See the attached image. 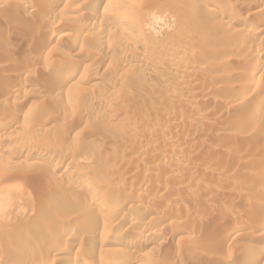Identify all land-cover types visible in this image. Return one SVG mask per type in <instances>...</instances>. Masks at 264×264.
<instances>
[{"label": "rangeland", "instance_id": "374dc122", "mask_svg": "<svg viewBox=\"0 0 264 264\" xmlns=\"http://www.w3.org/2000/svg\"><path fill=\"white\" fill-rule=\"evenodd\" d=\"M95 1L51 10V0H0V121L15 114L19 125L0 141V250H37L65 223L79 233L69 252L87 264L128 254L138 264H253L264 251V0H122L128 12ZM59 20L62 39L44 47L42 30ZM78 24L88 39L75 41ZM42 66L66 71L45 78ZM47 144L78 164L25 156ZM95 200L117 218L81 211ZM143 212L152 235L129 226ZM133 233L146 245L125 246Z\"/></svg>", "mask_w": 264, "mask_h": 264}, {"label": "bare ground", "instance_id": "6f19581e", "mask_svg": "<svg viewBox=\"0 0 264 264\" xmlns=\"http://www.w3.org/2000/svg\"><path fill=\"white\" fill-rule=\"evenodd\" d=\"M58 1H61V0H51V4L50 3H48V4H50V8L55 4V3H57L58 4ZM65 1V0H64ZM73 1V0H72ZM95 0H91V6H93V4L96 2H94ZM100 1H102V0H98V2H97V4H95L96 6H99V2ZM190 1V0H189ZM193 1V3L195 2V3H198L199 1H197V0H191V2ZM256 1H258V0H256ZM48 2V1H47ZM69 2H71V1H69ZM69 2H67V3H69ZM89 2V1H88ZM109 4H107V5H112L114 8H116V9H121V11H127L128 12V8L126 7V5H124V4H122V0H109ZM74 3V2H73ZM200 3V2H199ZM257 4L259 3V1L258 2H256ZM3 4H4V2H3ZM44 4V3H43ZM47 4V3H46ZM71 4H72V2H71ZM82 4H84V3H82ZM86 4H87V2H86ZM90 4V3H89ZM101 4V3H100ZM69 5V4H68ZM105 5H106V3H105ZM48 6V5H47ZM203 6V5H202ZM43 7V6H42ZM76 7H77V5H76ZM94 7V6H93ZM108 7H110V6H108ZM112 7V8H113ZM204 7V6H203ZM55 8V7H54ZM66 8H68V7H65V9ZM79 8V7H78ZM84 8H86V7H84ZM94 8H96V7H94ZM69 9H70V6H69ZM74 9V8H73ZM72 9V10H73ZM116 9H114V10H116ZM119 9V10H120ZM202 9V8H201ZM31 9H30V7L29 6H25L24 7V11H26V12H29ZM51 10H52V8H51ZM71 10V11H72ZM75 10H76V8H75ZM78 10V9H77ZM111 10V9H110ZM119 10H117V11H119ZM74 11V10H73ZM84 11V10H83ZM82 11V12H83ZM112 11H113V9H112ZM203 11V10H202ZM204 11H205V9H204ZM208 11H211V10H208ZM25 12V13H26ZM86 12V11H85ZM114 12V11H113ZM24 13V12H23ZM115 13V12H114ZM27 14V13H26ZM70 15V14H69ZM76 15V14H75ZM92 15V14H91ZM237 16V15H236ZM91 17V16H90ZM89 17V18H90ZM60 18V17H59ZM61 20H63V18H61ZM61 20H59V21H61ZM229 20V23H234V24H236L237 22H238V24L240 23V21H238V20H240V19H238L237 17H234V16H230V18L228 19ZM242 20V19H241ZM58 21V23H57V27H55L56 29H54V27H52V26H50V27H52V29H48L49 27H46V29L44 28V30H42V28H41V30L43 31V32H41V34H43V35H41L40 36V38H39V40L41 39V38H43L42 36H44V38H43V40L44 39H46L45 40V44H44V42H42V45L44 46V47H49L50 45H52V43L54 42V41H56L57 42V40L59 41V38L60 37H58V32H61L62 31V28H64L65 27V25L64 24H66V26L68 25L67 23L68 22H64V21H61V22H59ZM7 23V22H6ZM242 23V22H241ZM53 24V23H52ZM45 25V24H44ZM49 25V24H48ZM38 26V25H37ZM46 26V25H45ZM56 26V25H55ZM71 26V25H70ZM70 26H68V28H70ZM77 27H76V34H75V41H77L76 40V38L77 37H79V36H82V35H84L86 38H87V36L90 34V31L84 26V25H76ZM101 26V25H100ZM34 27H35V25H34ZM40 27H41V25H40ZM44 27V26H43ZM96 27V26H95ZM92 29V28H91ZM33 32H35L36 30H39V32L41 31L40 29H38V27H36V30H35V28H33ZM72 30H74V29H72ZM238 30V29H237ZM239 30H240V28H239ZM32 31V30H31ZM32 32V33H33ZM37 32V31H36ZM35 32V33H36ZM35 33H33V34H35ZM38 33V32H37ZM101 33V32H100ZM69 34V33H68ZM67 34H65V36H66ZM74 35V34H73ZM59 36H63V33L60 35L59 34ZM64 37V36H63ZM68 37V36H67ZM90 37V36H89ZM38 38V37H37ZM60 39H62V37L60 38ZM65 39V38H64ZM88 39V38H87ZM86 39V40H87ZM90 39V38H89ZM42 40V41H43ZM91 40V39H90ZM74 41V40H73ZM82 41V40H81ZM79 42V41H78ZM83 42V41H82ZM92 42V41H91ZM61 43V42H60ZM95 43V42H94ZM75 44H76V42H75ZM100 44V43H99ZM133 44H136V42L134 41L133 42ZM138 44V43H137ZM136 44V45H137ZM54 45V44H53ZM81 45V44H80ZM104 46V45H103ZM42 47V46H41ZM40 47V48H41ZM44 47H43V49H44ZM101 48H103L102 47V45L100 46ZM81 48V47H80ZM85 48H86V45H85ZM98 48H99V46H98ZM100 48V49H101ZM0 49H1V47H0ZM87 49V48H86ZM104 49H106L105 47H104ZM89 50V49H88ZM80 51H82L81 49H80ZM90 51V50H89ZM247 51V50H246ZM245 51V52H246ZM93 52V51H92ZM98 52V51H97ZM96 52V53H97ZM249 52V51H248ZM91 53V52H90ZM89 53V54H90ZM94 53V52H93ZM82 54V53H81ZM93 55V54H92ZM95 56H96V54H94ZM263 55V54H262ZM90 56V55H89ZM226 56V55H225ZM248 56V55H247ZM4 58V57H3ZM8 58V57H7ZM12 58V57H11ZM148 58H150V57H147L146 55H142V61L143 62H147L148 61ZM250 58H251V60L254 62V61H257V62H259L260 61V58H261V54H257V53H252L251 55H250ZM249 58V59H250ZM93 59H95L96 60V58H94L93 57ZM169 59V58H168ZM224 59V58H223ZM248 59V58H247ZM9 61H10V59H8ZM8 60H5L4 61V63L5 64H7V65H9V63H7L6 61H8ZM13 60V59H12ZM14 61V60H13ZM12 61V62H13ZM94 61V60H93ZM141 61V60H140ZM174 61L175 60H171L170 62H172V63H174ZM251 61V62H252ZM11 62V61H10ZM224 62V61H223ZM261 63V62H260ZM178 64V63H177ZM10 65H12V63L10 64ZM171 65V64H170ZM189 65V64H188ZM259 65V64H258ZM47 66V65H46ZM173 66H174V64H173ZM176 66V65H175ZM178 66V65H177ZM191 66V65H190ZM15 67V66H14ZM77 67H79V66H77V65H75L74 66V69H76ZM187 68V67H186ZM189 68V67H188ZM191 68V67H190ZM252 70H253V72L252 73H250V75H249V82H250V84H248L247 86H252V83L253 82H255V79H256V71H257V69H253L252 68ZM251 70V71H252ZM35 71V70H34ZM38 72H39V75L40 76H45V78H46V76H49V75H51V76H53V75H55V76H61V75H63L64 73H65V71H66V68L65 67H59V68H56L54 71H53V73H52V69H50V68H48V67H41V68H39V70H37ZM72 71V70H71ZM15 72V71H14ZM73 72V71H72ZM71 72V73H72ZM53 74V75H52ZM248 74V73H247ZM246 76V75H245ZM38 77V76H37ZM262 77V76H261ZM50 78V77H49ZM44 79V78H43ZM0 80H2L1 78H0ZM41 80H42V78H41ZM46 80H48V79H46ZM248 80V79H247ZM252 82V83H251ZM4 83V82H3ZM3 83H1L2 85H3ZM33 83V82H32ZM182 83V82H181ZM0 84V85H1ZM8 84V83H7ZM10 84V83H9ZM1 85V86H2ZM5 85L6 84H4L3 86L5 87ZM180 85V84H179ZM204 85V84H203ZM246 85V84H245ZM0 86V88H4V87H1ZM9 86H11V85H9ZM207 86V85H206ZM244 86V85H243ZM254 86V85H253ZM252 86V87H253ZM8 87V86H7ZM205 87V86H204ZM244 87H246V86H244ZM243 87V88H244ZM247 88H250V87H247ZM206 89V88H205ZM245 89V88H244ZM2 90V89H1ZM10 90V89H9ZM8 90V91H9ZM2 91H4L5 92V88L2 90ZM11 91H12V89H11ZM4 92L2 93V94H4ZM245 92V91H244ZM236 95H238V94H236ZM243 97V95H242V92H241V95H240V97ZM239 98V97H238ZM236 100H238V99H236ZM1 101V100H0ZM12 103H14V102H12ZM32 104V103H31ZM2 105H3V103H2ZM4 106V105H3ZM7 109V108H6ZM3 111H5V110H2V112ZM15 115V114H14ZM13 115V116H14ZM9 116V115H8ZM13 116L11 117H9V118H7V119H5L4 121H0V141H5V142H9V140H11L8 136H6V135H4V132H5V130L6 129H9V128H7V127H9V126H11V125H14L15 123V121H13L14 120V118H13ZM1 117H3V116H1ZM0 117V118H1ZM4 117H6V116H4ZM3 117V118H4ZM2 118V119H3ZM2 119H0V120H2ZM48 119V118H47ZM50 119V118H49ZM241 119V118H240ZM238 123V122H237ZM238 124H240V123H238ZM242 124V123H241ZM18 125V124H17ZM17 125L15 124V127L17 128ZM237 125V124H236ZM19 126V125H18ZM11 128V127H10ZM23 129V128H22ZM228 129L225 131H220L216 136H217V140H219V141H223L224 139H226V138H229V136H233V134H229L228 133ZM231 133H233V132H231ZM221 141V142H222ZM13 142V141H12ZM48 145V144H47ZM121 145V144H120ZM36 147H33L32 149H31V151L30 152H28V153H25V156H27V157H29V156H32V157H37V156H51V157H57V159H58V165L59 166H61V165H77L78 164V161L76 162V161H73L72 159H68V158H66L65 156H63L62 154V150L59 148V147H57V146H59V145H55L56 147H54V146H44V147H42V146H37V145H35ZM239 147H240V144L238 145ZM242 146V145H241ZM154 148V147H153ZM155 149V148H154ZM152 150V149H151ZM66 151V150H65ZM152 152H153V150H152ZM146 159V158H145ZM76 160V159H75ZM150 160V159H149ZM150 161H148V159L147 160H145L144 161V163H149ZM151 163H152V161H151ZM57 164V163H56ZM28 165L29 166H38V164H37V162H34V161H32V162H29L28 163ZM42 165V164H41ZM58 167V166H57ZM142 178V177H141ZM143 180V179H142ZM87 181V180H86ZM133 189L135 188V187H132ZM132 189V190H133ZM136 189V188H135ZM131 190V189H130ZM135 191V190H134ZM133 191V192H134ZM130 193L132 192V191H129ZM112 194V193H111ZM111 194H109L110 195V197L112 198V197H114L113 199H117V197H115L114 195H111ZM118 195V194H117ZM139 196V195H138ZM119 198V197H118ZM136 198V197H135ZM99 199V198H98ZM109 199V198H108ZM116 199H115V202H116ZM104 200V199H103ZM103 200H95V203L93 204V203H91L92 205H93V207H92V205L91 204H83V206H81L82 207V209H81V211L82 212H84V213H89L88 211H90L92 208H95V209H98V210H100L102 213H105L106 214V217H109V218H111L112 220H110V221H114L113 219H115V218H117V212L116 211H113L112 209H110V210H108V208H106V207H104V202L105 201H103ZM111 201H112V199H111ZM89 203V202H88ZM117 203V202H116ZM256 204V203H255ZM259 205H260V203H258ZM108 205H109V203H108ZM107 204H106V206H108ZM131 207V206H130ZM106 208V209H105ZM116 208V207H115ZM114 208V209H115ZM180 208V207H179ZM69 209V208H68ZM118 209V208H117ZM177 210V209H176ZM70 211V210H69ZM95 211V210H94ZM93 211V212H94ZM118 211H120V210H118ZM153 211V210H152ZM158 211V210H157ZM182 211H183V209H182ZM179 212L178 211V218L180 219V218H182L185 214H184V212ZM68 212V211H67ZM99 212V211H98ZM189 212V211H188ZM186 213V212H185ZM206 213H208V211L206 212ZM212 213V212H211ZM120 215H121V213H119ZM156 213H154V215H155ZM188 214V213H187ZM221 214V213H220ZM224 214H228V213H224ZM88 215V214H87ZM119 215V216H120ZM152 215H153V213L152 212H143V214L142 215H140V216H138L139 218L140 217H142L141 219H139V220H137V219H135L134 218V220L133 219H129L128 221H129V226L130 227H134L135 229H138V231H142L143 233H144V231L146 232L147 230H148V232H146V235L148 234V235H152V233H151V231H149V228L147 227V226H145L144 224H146L148 221H146V223H145V221H144V224L141 222V220L143 219H150V221H152L151 219H153V218H151L152 217ZM157 215V214H156ZM222 215V214H221ZM83 216V215H82ZM84 216H85V214H84ZM104 216V215H103ZM224 216V215H223ZM123 217V216H122ZM189 217V216H188ZM65 218V217H64ZM85 219L87 218V217H84ZM88 218H90V217H88ZM87 218V219H88ZM176 218H177V216H176ZM177 218V219H178ZM185 218H186V216H185ZM229 219V218H228ZM120 220V219H119ZM118 220V221H119ZM164 220V219H163ZM181 220H183V219H181ZM237 220V219H236ZM67 221V220H66ZM81 221V220H80ZM83 221V220H82ZM86 221V220H85ZM92 221H93V219H92ZM109 221V223H111ZM127 221V222H128ZM239 221V220H238ZM88 222V221H87ZM87 222H85V224L87 223ZM62 223V222H61ZM79 223H81V222H79ZM82 223H84V222H82ZM181 223V222H180ZM239 223H241V222H239ZM238 223V226H240L239 228H243L244 226H242L243 224L241 223V224H239ZM76 224H78V223H76ZM116 224V223H115ZM149 224V223H148ZM237 224V223H236ZM246 224V223H245ZM80 225V224H79ZM78 225V226H79ZM84 225V224H83ZM122 225V224H121ZM74 226V225H73ZM78 226H76V227H78ZM82 226V225H81ZM86 226V225H85ZM85 226H84V228H85ZM89 226V225H88ZM93 227V226H92ZM80 228V227H79ZM134 229V230H135ZM85 230V229H84ZM87 230V229H86ZM103 230L104 231H109V226H106V227H103ZM150 230H152V229H150ZM238 230V229H237ZM77 231H78V229H77ZM76 231V229H74L73 227H69L68 225H66L65 223H62L61 225H60V227H59V229L58 230H56V232L55 233H53V235H49L50 236V238L48 237V239H46L45 240V242H43V244H42V242H41V244H40V246L38 247V249L37 250H32L31 248H33V247H31L30 249H26L25 247V250H22V249H20L21 251H18V254L16 255V254H14V255H16V256H14V255H12L11 253H7V251L5 250V249H2V250H0V264H3V259H5V258H7V261L8 262H6L7 264H46V258L48 259V257H53V258H55V259H57L58 261H60L61 259H63L64 260V258H67L68 259V257L71 259V260H69L68 259V261H73V264H87L86 262H82V261H80V258H82V257H80V255H78L76 252L77 251H75V253H70L69 251H70V249H72V247H74V245L76 244L74 241H72V238L74 239V237H76V234L78 233ZM77 232V233H76ZM80 232V231H79ZM82 232V231H81ZM110 232H111V229H110ZM132 232V231H131ZM133 232H135V231H133ZM141 232V233H142ZM87 233V232H86ZM108 233V232H107ZM136 233H138V232H136ZM141 233H138L137 235H142ZM79 234V233H78ZM81 234V233H80ZM85 234V233H84ZM133 236L135 235V233H133L132 234ZM146 235H144V236H146ZM78 236V235H77ZM89 236V235H88ZM143 236V237H144ZM91 237V236H90ZM132 237V236H131ZM142 237V236H141ZM147 237V236H146ZM47 238V237H46ZM83 238V237H82ZM110 238V237H109ZM115 238V237H114ZM76 239V238H75ZM74 239V240H75ZM105 239V238H104ZM102 239L101 240V242H100V246H109V245H113L114 243H115V241L112 239ZM146 239V238H145ZM92 240V239H91ZM104 240V241H103ZM118 241V240H117ZM94 242H96V241H94ZM93 242V243H94ZM122 242V241H121ZM125 246H127V247H129V248H135V247H137V246H139V245H142V244H144V245H146V241H144V240H141V239H139V237L138 236H134V237H132L130 240H123V242H122ZM79 245V244H78ZM38 246V245H37ZM77 246V245H76ZM30 247V246H29ZM101 247V248H102ZM34 248H35V246H34ZM33 248V249H34ZM100 248V249H101ZM139 248V247H138ZM78 250V249H77ZM132 250V249H131ZM92 251V250H91ZM17 252V251H16ZM73 252V251H72ZM130 252H132V251H130ZM25 253H28V254H25ZM94 253V252H93ZM9 254H11L12 256H10ZM89 254V253H88ZM264 254V251H263V253L262 254H260L259 256H257L256 257V259H255V261L253 262V264H257L261 259H264V256L262 257L261 255H263ZM87 255V254H86ZM85 255V256H86ZM90 255V254H89ZM82 256V255H81ZM92 256H93V254H92ZM120 256V255H119ZM98 257V256H97ZM93 258V257H92ZM121 258V257H120ZM51 259V258H50ZM98 259H100V257L98 258ZM3 260V261H2ZM63 260H61V261H63ZM96 260V259H95ZM120 260V259H119ZM67 261V260H66ZM68 261H67V263H68ZM93 261V260H92ZM138 261V260H137ZM137 261L133 258V257H131L129 254L127 255V256H123L122 258H121V260L119 261L120 262V264H138L137 263ZM226 261V260H225ZM65 262V261H64ZM90 262V261H89ZM5 263V264H6ZM52 263V262H51ZM70 263V262H69ZM97 263V262H96ZM114 264H115V262H113ZM112 263V264H113ZM60 264V263H59ZM65 264V263H64ZM71 264V263H70ZM97 264H111L110 263V261H108V260H102V258L100 259V262L99 263H97Z\"/></svg>", "mask_w": 264, "mask_h": 264}]
</instances>
